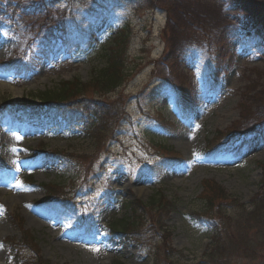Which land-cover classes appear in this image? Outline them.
I'll list each match as a JSON object with an SVG mask.
<instances>
[{"label": "rangeland", "instance_id": "rangeland-1", "mask_svg": "<svg viewBox=\"0 0 264 264\" xmlns=\"http://www.w3.org/2000/svg\"><path fill=\"white\" fill-rule=\"evenodd\" d=\"M49 2L0 0V62L21 58L0 70V264H205L213 231L196 215L206 211L204 182L224 188L221 214L235 224L263 192L264 0ZM119 31L131 75L94 97L119 123L91 168L105 147L61 118L50 124L36 95L89 81ZM90 43L87 55L75 49ZM219 133L228 134L222 151L209 154ZM168 151L184 161L166 160ZM53 184L76 189L75 206L40 204ZM160 194L174 205L166 233L151 227V212L126 236L109 231L128 221L130 201ZM240 249L226 264H264V251L249 262Z\"/></svg>", "mask_w": 264, "mask_h": 264}, {"label": "trees", "instance_id": "trees-1", "mask_svg": "<svg viewBox=\"0 0 264 264\" xmlns=\"http://www.w3.org/2000/svg\"><path fill=\"white\" fill-rule=\"evenodd\" d=\"M104 61V66L96 69L89 81L83 82L78 78L63 81L56 88L41 91L36 95V98L43 105H46L47 108L54 109L55 106H58L61 110L58 115L68 120L70 125H82L86 134L90 133L88 137L94 139L93 142L98 148L101 146L106 148L107 143L113 138L115 133L113 132V126H117L119 122L116 117L108 119L110 117L105 115L106 111H101L104 107L108 108L107 106L110 104L106 101H99L94 97L96 95H98L97 97H101L115 91L117 88L123 86L131 75L127 64V40L124 32H120L113 39L112 45L104 55ZM16 64H18L17 59L1 63L3 68H12ZM77 104L82 110L70 111V106ZM111 132L113 133L111 134ZM227 136L228 134L223 133L215 135L208 143L210 151L214 152L219 147L220 142L223 144V140ZM175 156L177 157V155ZM262 186L263 192L256 195L251 203V208L241 213V218L236 219L237 222L235 224L231 220H225L227 217L221 214L223 202L228 201L226 195L223 193L224 188L212 180L204 182L202 199L204 201V209L206 210L204 214L208 215L211 220H215L220 229L210 248L208 256L211 260L206 259L204 261L205 264H226L227 259L230 258V251L234 249L237 252V250H241L240 248L244 250L241 253V257L248 259L249 262L260 259L261 252L264 251V174ZM44 188L46 196L49 198L60 199L63 202L68 199V196L71 198V193L67 191V188L60 185H45ZM162 196L159 198V195H157V198H151L150 201L145 203L138 200L128 203L131 216L127 218L128 221L124 219L123 229L135 225L142 218H149L148 214L151 212L153 213V218H156V215L158 216L157 222H151V227H155L157 231L161 230L166 233L167 225L164 222L166 212L164 210L170 212L174 208V205H170L165 199L161 198ZM118 224L120 223H113L114 231L118 230L116 229ZM222 232H225L229 238L224 243L220 240ZM251 236H255L256 238L250 241ZM37 264L42 263L37 262ZM115 264L121 263L117 262Z\"/></svg>", "mask_w": 264, "mask_h": 264}, {"label": "bare ground", "instance_id": "bare-ground-1", "mask_svg": "<svg viewBox=\"0 0 264 264\" xmlns=\"http://www.w3.org/2000/svg\"><path fill=\"white\" fill-rule=\"evenodd\" d=\"M250 139H251V138H250ZM247 140H248V139H247ZM251 143L253 144V140H251V141L249 142V144H251ZM0 230H1V229H0Z\"/></svg>", "mask_w": 264, "mask_h": 264}]
</instances>
